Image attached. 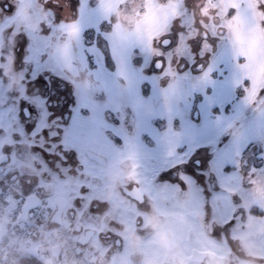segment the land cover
<instances>
[{"label": "rangeland", "instance_id": "374dc122", "mask_svg": "<svg viewBox=\"0 0 264 264\" xmlns=\"http://www.w3.org/2000/svg\"><path fill=\"white\" fill-rule=\"evenodd\" d=\"M12 2L18 12L4 26L10 20L16 27L0 32V159L8 158L1 168L17 175L22 189L30 180L43 191L50 215L59 195L70 198L60 225L70 226L77 243L94 230L80 248L98 264H264V11L258 0ZM11 7L0 0L5 15ZM41 22L50 24L47 36ZM36 48L49 55L39 66ZM205 73L214 83L205 82ZM206 96L214 97L211 106ZM40 101L56 120L52 127L65 129L68 148H50L51 140L31 135L27 125L39 119ZM93 112L81 143L75 127ZM77 145L76 157L65 159ZM225 153L228 179L216 215L205 219L197 190L216 194V166ZM182 174L192 182L186 193L173 188L185 186ZM133 184L146 191L139 209L125 193ZM82 185L106 202L95 205L94 215L75 205ZM232 195L239 201L237 221L220 227ZM109 228L115 236H97ZM23 245L43 259L54 246L45 230ZM197 252L206 258L196 259Z\"/></svg>", "mask_w": 264, "mask_h": 264}, {"label": "snow or ice", "instance_id": "6c2138e0", "mask_svg": "<svg viewBox=\"0 0 264 264\" xmlns=\"http://www.w3.org/2000/svg\"><path fill=\"white\" fill-rule=\"evenodd\" d=\"M10 3L12 7L9 9L8 14L5 15L4 11L0 9V32L3 34L5 32H8L10 34L13 33L16 25L12 23L9 20V23L4 26V21L6 18H11L17 15L18 9L17 5L10 0ZM47 0H45L44 6L46 5ZM7 7V5H6ZM258 7L264 11V2H259L258 0ZM183 27V25H181ZM50 27L49 25H46L45 23L41 22L40 24V32L43 36H47L48 33L45 32V28ZM73 30H75V26H72ZM18 34V33H16ZM205 39H207V34H205ZM216 39V38H214ZM170 43L167 41L165 44ZM215 49H213L214 51ZM208 55L211 56V52H206ZM49 58L48 52L44 50L43 48H36L34 52L33 59L36 61L37 65L39 66L42 62H46V60ZM157 67L164 68L165 66L161 62H157ZM2 70V69H0ZM3 72V70H2ZM208 72H212L211 67L208 68ZM205 82L206 83H214V81H210L208 79V73H205ZM4 76V72H3ZM247 83V81H246ZM203 85H201L200 89L203 90ZM259 95L264 96V90H261L259 92ZM205 99L208 102V105L211 106L212 103L215 102L214 97L212 96H206ZM41 106V112L39 113V119L35 122V125L33 127L32 124L27 125L29 129H31V135L34 137H39L41 141L51 140V143L49 145L50 148H61L65 149L68 148L67 144V138H66V131L65 129H62L60 127H52L56 124V120L51 118V115L47 112L46 103L45 101L39 102ZM27 111V109H25ZM33 111H36V109H33ZM21 119H23V116L21 114ZM95 119V113L93 112V116L86 118L81 117L80 122L76 125L74 130V135L76 139L83 143L86 141L88 134L91 129V123L90 120ZM0 132H3V128H0ZM61 137H64V139H60ZM116 138H119L118 136ZM166 140H170V134L165 137ZM79 148V145L72 147L71 155L65 154V159H74L77 155V149ZM10 154V153H9ZM47 163V161H45ZM230 163V161L227 159V154L225 153L224 157L220 160V162L216 166V172L221 176V184L217 186V192L216 194L212 195L210 198L202 195L199 190L198 195L202 202V208L203 212L205 214V219H208L210 217H213L216 215V201L218 199V194L221 193L220 189L224 190V182L228 179V175H224V166L226 164ZM81 169H83V165L79 166ZM222 169L224 171H222ZM255 171V170H253ZM181 180L185 181V186L181 188L179 185H176L173 187L177 192L179 193H186L190 191L192 182L190 178L181 175ZM191 182V183H190ZM28 186L32 185V182H27ZM129 193L132 191L131 187L129 188ZM91 188L88 185H82L81 186V194L76 197L75 199V205L77 208H83L86 209L87 213L91 216L94 215L99 211L98 208L95 207V205L99 204L101 207L104 206L106 202L98 201L90 196ZM129 200L136 209L142 208L145 206V200L144 199H137L135 196H129ZM210 200V202H209ZM238 199L235 197V195H232L230 198V201L228 205L225 207L223 218L220 224H218L220 227H231L233 226L237 221V209L235 205L238 203ZM113 223H116V221H113ZM98 237L103 236H115L114 232H111V229H105L99 233H97ZM116 246L119 247V241H116Z\"/></svg>", "mask_w": 264, "mask_h": 264}, {"label": "built area", "instance_id": "2783aa9c", "mask_svg": "<svg viewBox=\"0 0 264 264\" xmlns=\"http://www.w3.org/2000/svg\"><path fill=\"white\" fill-rule=\"evenodd\" d=\"M22 186L18 180H13L8 173L0 167V264H12L19 260L23 242L34 237L40 228V223L49 214V204L43 200L42 192L31 190L23 199L16 203L10 212L11 217L5 215L6 203L15 202L14 191L19 192ZM29 196H36L39 203L30 210L26 219H21L23 206ZM21 222L20 235H16L13 226ZM46 240L59 246V254L71 264H97L95 259L80 248L75 236L68 226L51 227L46 230Z\"/></svg>", "mask_w": 264, "mask_h": 264}, {"label": "water", "instance_id": "95a60500", "mask_svg": "<svg viewBox=\"0 0 264 264\" xmlns=\"http://www.w3.org/2000/svg\"><path fill=\"white\" fill-rule=\"evenodd\" d=\"M167 41L170 42L171 39H169V38L164 39L163 40V44H165ZM168 44H165V45H168ZM159 62H161V61H159ZM6 159H7V157L3 156L0 159V163L4 162V160H6ZM131 189H132V191L129 193V191H128L129 188L126 187V193L131 195V196H135L137 199H144V192L142 191L141 187L134 186ZM37 204H38V198H36L35 196H30L28 198L27 202L24 205V208H23V211H22V217L26 218L28 216L29 210L31 208L35 207ZM56 204H57V210H56V212L54 214V217H55L56 220L59 221L61 219V215L63 213L64 208L68 204V199L66 197L59 196L56 199ZM93 233H94L93 230H87L85 232V235H83L81 237V239H80L81 242H83V243L88 242L90 240V237L92 236ZM206 256H207V254L206 253H202V252H197L196 255H195L196 259H200V260L206 258Z\"/></svg>", "mask_w": 264, "mask_h": 264}, {"label": "crops", "instance_id": "0c3cea01", "mask_svg": "<svg viewBox=\"0 0 264 264\" xmlns=\"http://www.w3.org/2000/svg\"><path fill=\"white\" fill-rule=\"evenodd\" d=\"M27 109V108H26ZM27 112H28V109H27ZM26 113V112H25ZM27 115H28V113H27ZM8 159V158H7ZM17 176V175H16ZM28 179H29V177H28ZM30 180H27V182H29ZM33 183V182H32ZM34 184V183H33ZM32 185H30V186H28V185H26L25 184V187H24V189H22V191L21 192H16V193H14L15 194V196H16V198H18V199H20L22 196H23V194L24 193H28V191L31 189V188H34V189H36V187H31ZM127 187H129V186H127ZM59 196H61V195H59ZM126 196L128 197L129 196V194L127 195L126 194ZM66 198L68 199V197L66 196ZM76 199V198H75ZM69 201L71 202V200H70V198L68 199V204H69ZM67 204V205H68ZM96 207V206H95ZM63 213H64V211H63ZM63 213H62V215H61V219L58 221V220H56L55 219V217L53 216L54 214H51L50 215V217L46 220V221H44V222H42L41 223V231H44L45 229H46V223L48 222L49 224H57V223H60L61 222V220H62V218H63ZM18 227H19V225H18ZM38 235H36L35 237H37ZM91 239V238H90ZM48 243V242H47ZM119 243H121V240H120V242ZM57 253H58V249H57V246L56 245H54L53 247L51 246V248H50V250H49V254L51 255V258L50 257H46V258H41V257H39L37 254H35L33 251H32V249L29 247V249L24 245L23 246V250H22V252H21V254L22 255H24V254H33V255H37L43 262H44V264H71V263H69V262H67V260L64 262V261H62L61 260V257H57Z\"/></svg>", "mask_w": 264, "mask_h": 264}, {"label": "trees", "instance_id": "16d2710c", "mask_svg": "<svg viewBox=\"0 0 264 264\" xmlns=\"http://www.w3.org/2000/svg\"><path fill=\"white\" fill-rule=\"evenodd\" d=\"M110 54H111V52H110ZM111 56H113V55L111 54ZM111 56L109 55V57H111ZM14 192H16V191H14ZM18 225H19V227H18ZM13 229L16 231V235L19 236L20 230H21V222H19V221L16 222L13 226ZM26 240H29V239H26ZM15 264H44V262L37 255L24 254L20 257L19 261L16 262Z\"/></svg>", "mask_w": 264, "mask_h": 264}, {"label": "flooded vegetation", "instance_id": "af4514ba", "mask_svg": "<svg viewBox=\"0 0 264 264\" xmlns=\"http://www.w3.org/2000/svg\"><path fill=\"white\" fill-rule=\"evenodd\" d=\"M134 186H136V185L133 184V185L130 186V187L133 188ZM137 186H138V185H137ZM139 187H140V186H139ZM141 188H142V187H141ZM125 191H126V189H125ZM142 191L144 192V200H145V199H146V196H145V195H146V194H145L146 191H145L143 188H142ZM125 193H126V192H125ZM126 194H127V193H126ZM129 196H130V195H129ZM88 230H93V229H88ZM86 231H87V230H86ZM86 231H85V232H86ZM93 232H94V230H93ZM93 234H94V233H93ZM93 234H92V236H93ZM83 235H85V233H84ZM83 235H82V236H83ZM92 236H91V237H92ZM91 237H90V238H91Z\"/></svg>", "mask_w": 264, "mask_h": 264}]
</instances>
